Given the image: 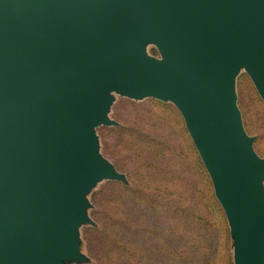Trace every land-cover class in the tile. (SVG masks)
I'll return each mask as SVG.
<instances>
[{
    "label": "water",
    "instance_id": "obj_1",
    "mask_svg": "<svg viewBox=\"0 0 264 264\" xmlns=\"http://www.w3.org/2000/svg\"><path fill=\"white\" fill-rule=\"evenodd\" d=\"M153 47L155 54L148 49ZM264 0H0V264H88L89 195L127 180L100 151L116 97L172 104L210 179L233 264H264Z\"/></svg>",
    "mask_w": 264,
    "mask_h": 264
},
{
    "label": "rangeland",
    "instance_id": "obj_2",
    "mask_svg": "<svg viewBox=\"0 0 264 264\" xmlns=\"http://www.w3.org/2000/svg\"><path fill=\"white\" fill-rule=\"evenodd\" d=\"M235 91L261 157L264 104L244 72ZM109 118L117 126L97 128L100 151L127 184L103 181L89 195L95 225L80 229L88 264H109L105 253L117 246L115 264H233L224 213L176 108L116 97Z\"/></svg>",
    "mask_w": 264,
    "mask_h": 264
},
{
    "label": "trees",
    "instance_id": "obj_3",
    "mask_svg": "<svg viewBox=\"0 0 264 264\" xmlns=\"http://www.w3.org/2000/svg\"><path fill=\"white\" fill-rule=\"evenodd\" d=\"M107 204L108 205H114V201L108 202ZM113 241H117V240H115V238H114ZM117 247H110V249L107 250V252L105 253L106 259L109 262V264H111L114 261H118L119 260L118 259L119 253H117ZM112 264H115V263H112Z\"/></svg>",
    "mask_w": 264,
    "mask_h": 264
}]
</instances>
